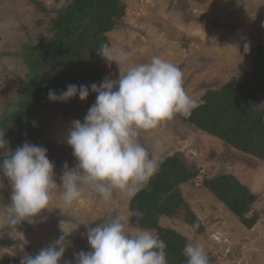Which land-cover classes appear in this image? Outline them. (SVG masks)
Returning <instances> with one entry per match:
<instances>
[{
    "label": "rangeland",
    "instance_id": "rangeland-1",
    "mask_svg": "<svg viewBox=\"0 0 264 264\" xmlns=\"http://www.w3.org/2000/svg\"><path fill=\"white\" fill-rule=\"evenodd\" d=\"M41 1L47 8H58L68 0ZM121 1L125 13L107 34L109 47L123 51L127 59L116 64L94 56L90 63L100 69L98 86L105 77L115 80L129 67L156 55L180 67L186 92L200 101L205 90L218 88L237 73L251 69L255 46L264 43V0ZM50 16L29 0H0V119L9 111L6 102L17 100L27 79L26 67L18 56L21 43L33 40ZM245 43L250 44L248 52L244 51ZM93 103L80 104L68 118L50 107L39 113L37 125L42 133L35 144L45 147L49 160L55 163L58 185L63 164L72 168L77 163L66 142L72 121L83 122ZM138 140L159 163L164 156L179 151L198 168L197 176L182 184L181 190L200 219L201 230L192 231L184 221V211L177 217H161L159 226L180 232L191 243L203 244L210 264H264V163L184 123L177 114L156 128L139 130ZM221 172H231L257 195L248 213H258L252 227H245L203 186L204 178ZM81 187L82 197L71 206H65L63 189L58 186L46 209L13 224L7 211L11 182L0 172V258L9 256L13 258L11 264H20L25 253L35 255L66 233V251L59 264H76L75 255L88 251L83 248L87 245V229L98 226L92 223L123 215L126 232L141 230L136 214L128 209L131 196L115 189L111 199L105 201L89 186ZM3 239L14 242L3 245Z\"/></svg>",
    "mask_w": 264,
    "mask_h": 264
},
{
    "label": "trees",
    "instance_id": "trees-1",
    "mask_svg": "<svg viewBox=\"0 0 264 264\" xmlns=\"http://www.w3.org/2000/svg\"><path fill=\"white\" fill-rule=\"evenodd\" d=\"M36 9L51 16L33 40L21 43L18 56L26 67V81L14 102H6L8 113L0 119V134L7 142L0 148V163L18 147L35 144L42 133L38 128L39 113L53 108L63 117L75 113L80 104L96 100L90 85L98 83L100 69L90 63L100 53L101 45H110L108 32L125 13L121 0H68L58 8H47L41 0H29ZM253 67L232 76L218 88H209L200 97L199 107L189 116L177 114L184 123L193 125L224 141L227 146L254 156L264 163V43L255 46ZM69 84L89 87V96L80 101L78 95L67 102L49 101V90L57 94ZM9 150V153H4ZM198 174L196 165L182 152L163 157L157 173L135 192L128 209L136 214L139 229L151 230L166 244L168 264H186L183 248L189 239L180 232L158 225L161 217H177L185 212L184 221L192 226L200 219L191 211L181 185ZM203 186L233 213L245 227H252L258 213L249 216L257 195L231 172L204 178ZM104 223L102 220L91 226ZM135 234V233H134ZM14 241L3 239V245ZM90 251V246L83 245ZM13 258L2 256L0 264H11Z\"/></svg>",
    "mask_w": 264,
    "mask_h": 264
},
{
    "label": "clouds",
    "instance_id": "clouds-1",
    "mask_svg": "<svg viewBox=\"0 0 264 264\" xmlns=\"http://www.w3.org/2000/svg\"><path fill=\"white\" fill-rule=\"evenodd\" d=\"M249 49L250 44L245 43L244 51ZM99 55L116 64L127 59L123 51L115 52L106 44L101 45ZM90 89L97 94L96 100L83 122L72 121L66 140L77 163L72 168L63 164L59 185L54 179L55 163L42 145L25 142L0 163V172L12 187L7 206L11 223L36 217L47 208L58 186L63 189L65 206L82 197V185L105 201L111 199L115 189L134 195L159 168V161L139 142V130L156 128L176 114L189 116L200 104L186 92L180 67L156 55L129 67L115 80L105 77L99 86L92 83ZM77 95L85 101L89 87L69 84L59 94L49 90L48 99L67 102ZM3 137L4 133L0 134V148L7 144ZM125 220V216L118 215L88 228L91 250L76 254V264H168L165 242L148 229L129 234ZM191 227L195 232L199 225ZM67 235L64 233L35 255L25 253L20 264H59L66 251ZM183 255L186 264H210L201 243H187Z\"/></svg>",
    "mask_w": 264,
    "mask_h": 264
}]
</instances>
